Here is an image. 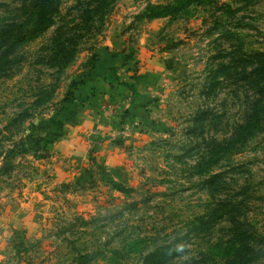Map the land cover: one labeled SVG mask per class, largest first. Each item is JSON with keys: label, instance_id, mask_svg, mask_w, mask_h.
<instances>
[{"label": "rangeland", "instance_id": "obj_1", "mask_svg": "<svg viewBox=\"0 0 264 264\" xmlns=\"http://www.w3.org/2000/svg\"><path fill=\"white\" fill-rule=\"evenodd\" d=\"M84 1L0 0V264H147L162 247L159 264H218L234 221L198 218L224 202L264 264V102L252 134L236 129L257 98L264 0L155 20L140 17L176 0H117L103 26L90 8L80 22ZM65 28L99 33L63 66Z\"/></svg>", "mask_w": 264, "mask_h": 264}, {"label": "trees", "instance_id": "obj_2", "mask_svg": "<svg viewBox=\"0 0 264 264\" xmlns=\"http://www.w3.org/2000/svg\"><path fill=\"white\" fill-rule=\"evenodd\" d=\"M196 2L197 0H176L173 5L148 6L145 13L140 18L147 20L175 18L187 12ZM116 3L117 0H85L80 6L81 16L79 20L82 24H88L90 19H88L87 12H89V10L91 9L90 11H92L97 18L95 23L98 22L99 25L103 26L105 16L111 14ZM87 8L90 9L87 10ZM44 19L49 22L51 21V19H47L46 17ZM46 28L44 27V29L42 30L34 31L28 39H33L35 37V34L37 35L39 31L43 32ZM65 30H68L69 32ZM71 31L75 30L65 28L55 32L52 38L53 48L50 51L52 53V55L50 56L51 61L55 60L63 66L70 64L74 61L76 55L80 52L79 45L87 38L95 37V35H98L96 33H99L94 31L92 32V34H76L70 33ZM253 56L258 59V64L254 65V68L251 72L252 83L254 84L252 86L255 88L257 98L251 101L252 103L249 105L250 110L244 111V119L236 127L237 133L245 131L248 134H252L253 128H255L258 124L259 114L255 112L257 110L256 108H258L260 104L264 102V54L257 53ZM204 115L205 114H201L198 115V117ZM221 178V174H214L211 175L208 180H206V183L210 184L209 187L212 188L217 183H219ZM238 209H240V207H238L237 205L236 207H230L229 203L224 202L223 204L217 205L216 208L211 210L210 219L208 221H203V217L198 218L201 222V227L205 232L211 231L214 225H216L217 220L223 216H229L232 218V221H234L233 228L230 230V238L224 243L219 242L212 248L213 250L215 249V253L213 254V257L215 259L214 261L218 259V264H250L255 259L254 254L256 250L254 249L251 242L252 237L247 234H240L238 232V228L234 226V223H236L237 220L235 213L238 214L240 212ZM243 235L246 236L243 237ZM168 253V247H162L154 254L147 256L145 260L147 261V264L153 262H155V264H159V260H165L164 262H161L165 263L166 261H168L166 260L168 257ZM173 264L200 263L198 260L189 259L186 261L173 262Z\"/></svg>", "mask_w": 264, "mask_h": 264}, {"label": "crops", "instance_id": "obj_3", "mask_svg": "<svg viewBox=\"0 0 264 264\" xmlns=\"http://www.w3.org/2000/svg\"><path fill=\"white\" fill-rule=\"evenodd\" d=\"M74 127H75V126L72 125V128H71V130L73 131L72 138L75 137V135H76V134H75L76 128L74 129ZM76 127H77V126H76ZM69 131H70V129H69ZM70 137H71V136H70ZM70 137H69V139H71V140H78V139H76V138H73V139H72V138H70ZM69 141H70V140H69Z\"/></svg>", "mask_w": 264, "mask_h": 264}]
</instances>
